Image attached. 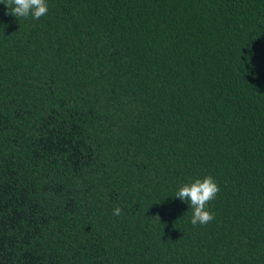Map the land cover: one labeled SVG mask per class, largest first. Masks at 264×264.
Instances as JSON below:
<instances>
[{
  "label": "trees",
  "instance_id": "obj_1",
  "mask_svg": "<svg viewBox=\"0 0 264 264\" xmlns=\"http://www.w3.org/2000/svg\"><path fill=\"white\" fill-rule=\"evenodd\" d=\"M3 2L0 264H264V0Z\"/></svg>",
  "mask_w": 264,
  "mask_h": 264
},
{
  "label": "clouds",
  "instance_id": "obj_2",
  "mask_svg": "<svg viewBox=\"0 0 264 264\" xmlns=\"http://www.w3.org/2000/svg\"><path fill=\"white\" fill-rule=\"evenodd\" d=\"M0 2H3V0H0ZM5 5L10 14L17 18H28L31 15L32 18L39 19L48 12L47 0H8ZM219 191L220 188L215 179L211 175H207L202 179L196 178L184 184L175 196L182 201L190 202L193 209L191 217L193 226L206 225L214 219L213 213L206 206L216 197ZM113 213L119 217L122 214V209L117 206L114 208Z\"/></svg>",
  "mask_w": 264,
  "mask_h": 264
}]
</instances>
